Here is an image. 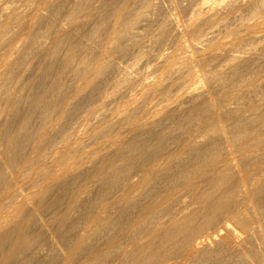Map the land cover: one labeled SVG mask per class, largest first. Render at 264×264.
Returning a JSON list of instances; mask_svg holds the SVG:
<instances>
[{"label":"bare ground","instance_id":"6f19581e","mask_svg":"<svg viewBox=\"0 0 264 264\" xmlns=\"http://www.w3.org/2000/svg\"><path fill=\"white\" fill-rule=\"evenodd\" d=\"M164 1L0 0V264H264V0Z\"/></svg>","mask_w":264,"mask_h":264},{"label":"rangeland","instance_id":"374dc122","mask_svg":"<svg viewBox=\"0 0 264 264\" xmlns=\"http://www.w3.org/2000/svg\"><path fill=\"white\" fill-rule=\"evenodd\" d=\"M164 1V0H163ZM167 1H169V0H167ZM165 3H166V0L164 1ZM168 3V2H167ZM145 27V26H144ZM143 27V28H144ZM149 29V30H148ZM150 31L151 32V30H150V28L148 27V26H146L145 27V29H143V31H145V33H146V35L145 36H143V38H144V40H145V42H147L148 41V39H149V36H151L150 34H149V32L148 31ZM147 38V40H146V38ZM181 38H187V35H185V37H184V35L183 36H180ZM168 44L169 43H167L166 44V46H168ZM131 55L133 56V54H130V55H125V56H121V57H119V59L122 61V63H131L130 65H133V63H134V61H132V57H131ZM36 57H33L32 59H35ZM134 60V59H133ZM29 63V62H28ZM128 63V64H129ZM145 64L146 63H144V64H142L141 66H140V69H146V66L148 67V68H150L151 66L149 65V64H151V63H147L146 64V66H145ZM135 65V64H134ZM133 65V66H134ZM152 65V64H151ZM144 68H143V67ZM15 77H16V80H15ZM14 77V80H13V83H15L16 81H18V79L20 78V74H16V76ZM112 89H113V87L112 86H110V88H109V90H108V92L110 91V93H108L107 95H104V96H101V97H98V98H94L92 101H91V103H89L88 105H86L85 107L84 106H81V108H82V111H81V108H77V109H80V110H78V111H74V109H75V107H74V105H73V101L75 100L74 99V96H71L70 98H69V100H68V103H66V105L64 106V110H63V112H62V116L59 118V120H58V122H60V124L62 123V124H64L63 125V129L62 130H64V131H60V130H58V129H56L55 128V136H53V140L51 141L53 144H60L59 143V140H60V142H61V144H62V142H66V137H68V136H70V135H74L73 136V138H68V139H72V140H74L73 141V144L74 145H80V143H81V147H80V149H79V155L84 159V160H86V162L90 159V158H92V157H94L96 154H98V153H100V149H101V147L103 148L104 146V148L102 149V151L103 150H105L107 147H108V144H106V141H107V143L109 142V140L108 139H105L104 137H102L99 133L98 134H96L97 132L96 131H98V130H92V129H95L96 127L94 126V124H95V117H94V114H90L89 113V109H91V108H93V109H95V106L97 107L94 111H97L98 110V112L99 111H102V110H104V111H106L107 112V114L109 115H107V118H110V120H113V119H115L116 118V116H117V111H116V109L119 107V105H120V99H118L119 98V96L118 95H115V94H111V91H112ZM134 90V92H135V88L133 89ZM132 90V91H133ZM131 91V90H130ZM134 92H133V95H134ZM128 93H130V94H132V92H129L128 91ZM129 94V95H130ZM115 95V96H114ZM137 95H139V96H137ZM137 95H135L136 96V98H133L134 99V101H139V100H141V95L140 94H137ZM134 96V97H135ZM106 98H107V100H106ZM112 98H113V100H112ZM137 99V100H136ZM105 100V101H104ZM109 100V101H108ZM154 101V100H153ZM102 102V103H101ZM114 102H116V103H114ZM106 103V104H105ZM151 103H152V101L151 102H148V104H146V105H151ZM99 104H101V105H99ZM113 104V105H112ZM107 105V106H106ZM118 105V106H117ZM91 107V108H90ZM104 107V108H103ZM100 108V109H99ZM102 108V109H101ZM116 108V109H115ZM115 109V111L113 112V110ZM95 113H97V112H95ZM114 113V114H113ZM116 113V114H115ZM89 116H90V118H89ZM93 118H94V120H93ZM88 120V121H87ZM85 121V122H84ZM86 122H87V124H86ZM88 122H89V124H88ZM92 125V126H91ZM64 126H66V127H64ZM69 126H70V128H69ZM90 126V128H86V127H89ZM73 128V130H72V128ZM87 129V130H85V129ZM89 129V130H88ZM97 129V128H96ZM83 130H85V132L83 131ZM118 130H120L119 128H117L115 131H118ZM77 131V132H76ZM87 131V132H86ZM65 132H66V134H69V135H67L66 136V134H65ZM83 132V133H82ZM61 133V134H60ZM62 133H64V136H66L65 138H64V136H63V134ZM76 133H77V135H76ZM79 133V134H78ZM82 133V134H81ZM53 134V135H54ZM60 135V136H57V135ZM81 134V135H80ZM100 135V136H99ZM63 136V137H62ZM76 136V137H75ZM78 136H80V138H81V141L82 142H80V141H78ZM100 137H102V138H100ZM64 138V139H63ZM76 138V139H75ZM94 138V139H93ZM99 138V139H98ZM98 139V140H97ZM102 139V140H101ZM104 139V140H103ZM55 140V141H54ZM71 140V141H72ZM80 140V139H79ZM94 140H96V142H94ZM100 140V141H99ZM58 141V142H57ZM77 141V142H76ZM88 141V142H87ZM92 141V142H91ZM46 143V144H42L43 146H42V151H44V152H47L48 151V147L49 146H51L52 145V143ZM57 142V143H56ZM64 142V143H65ZM78 142H80L79 144H78ZM86 142V143H85ZM94 142V143H93ZM99 142H100V146H99ZM90 143V144H89ZM96 143V144H95ZM97 143H98V146L99 147H97ZM102 143V144H101ZM105 145H104V144ZM51 144V145H50ZM94 144V145H93ZM85 145V146H84ZM104 145V146H103ZM48 146V147H47ZM92 146V147H91ZM89 148V149H88ZM92 148H97V149H93L92 150ZM86 149V150H85ZM46 150V151H45ZM91 150V151H90ZM84 151H86L85 153H84ZM87 151H88V153H87ZM90 151V152H89ZM83 152V153H82ZM96 152V153H95ZM82 155H81V154ZM84 154V155H83ZM89 156H88V155ZM95 154V155H94ZM84 156V157H83ZM88 156V157H87ZM33 162V160H29V161H26L23 165H21L19 168H15L13 171H14V175L16 176V178L18 179H20L19 180V182H20V184H21V187H23L24 189H31L32 188V177L34 176V174H36V169H34V164H33V166H32V163ZM34 163H35V160H34ZM34 169V170H33ZM31 172V174H30V172ZM32 171H34V173L32 172ZM28 174V175H27ZM27 175V176H26ZM27 177L28 178V181H27V178H25V177ZM29 178H31V179H29ZM21 179H23V180H21ZM31 182V183H30ZM31 187V188H30ZM248 206V208H249V205L247 204L246 206H245V210H248V208H246ZM250 209V208H249ZM229 218V219H228ZM227 218V221H229L231 224L234 222V220H232V218L231 217H228ZM230 219H231V221H230ZM233 224H235V222L233 223ZM236 225V224H235ZM176 254V253H175ZM179 256V257H178ZM170 260V261H169ZM180 260H181V255H180V253H179V255H174V254H172V257H170L169 259H168V261L169 262H173V263H180Z\"/></svg>","mask_w":264,"mask_h":264}]
</instances>
